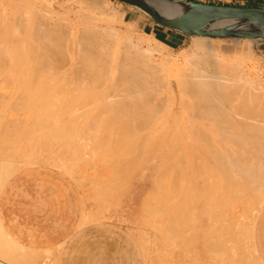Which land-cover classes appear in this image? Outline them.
Listing matches in <instances>:
<instances>
[{
	"label": "bare ground",
	"instance_id": "bare-ground-1",
	"mask_svg": "<svg viewBox=\"0 0 264 264\" xmlns=\"http://www.w3.org/2000/svg\"><path fill=\"white\" fill-rule=\"evenodd\" d=\"M3 1L7 2L6 0H3ZM148 1L154 7H156L158 10H160L165 16H172V15L180 14L184 10L191 7V5L189 3L182 2V1L181 2L171 1V0H148ZM8 2L6 4H8ZM13 2H11V4ZM33 2H34V0L33 1H31V0H16L15 3L17 5H14L15 3L12 4V6H13V8H15V10L19 7H22V6L17 7L18 5H23V4L28 5L29 9L27 10L26 15L24 17H21L24 15V13H23V15H21V12H24V11H21V12H19L20 16L15 15V17H14V15H13V19L15 18L14 22H13V20L10 21L8 19L10 22H13V25H12V23H11V25H9L11 27H8L5 25L3 27L0 26V31H1L0 34H2V32H3V34L4 33L7 34L8 30H11L10 36L13 34L11 36V38H9L10 40H8V41H5L2 38L3 36L5 38V34L0 38V71H1V68L3 69V71H2L3 74L1 73L2 78H0V80L2 79L4 81L5 76L11 72L12 73L10 76H12L14 79L16 77L15 71H16V73L19 72L18 74H20L21 72L25 73V71H29V73L32 72L31 75H34L33 77L29 75V78L30 79L32 78L31 79L32 82H30V79L28 78L30 86L22 87V84H24L23 82L25 80V78H23V77H25V76L28 77V75H26V73H25V76H24V75H21L22 74L21 73L20 75H21V77L23 76L22 77L23 82L21 85H19V86H21V88H20L19 86H17L18 83L14 82V81L18 80V82H20L21 77L19 78V75L17 74V79L15 78V80H13L8 75L6 78L9 77V80L11 79L10 82L11 81L14 82V83L12 82L11 84L12 85L14 84L17 86V89H16L17 91L15 90L16 87L14 85L13 86L15 88L11 87V85L9 84V88H6L5 89L6 91L3 90L4 92H2V93H4V96H2L1 92H0V97L1 96L6 97V101H8V100L9 101L10 100L11 101L12 100L17 101L18 100V102L21 101L20 103H23L22 101L25 100V97L26 96L28 97L32 93V92H30V89L36 87V85L39 86V83L41 84V81L43 78L41 73H43L44 70H45V72L47 71L46 72L47 76H48V74H51L56 79V80L54 78L51 79V76L49 75L50 80H52V81L55 80L52 84H54L57 81V79L62 81V82L59 81L56 83L58 85V91L60 90V86L58 83H60V84L62 83V85H63V88L61 87L62 92H58L57 90H55V91H57L60 94L63 93L62 98H64V99H65V97L69 98V99H70V97H74L73 99H75L77 101L76 103H79V105H80V108H79V109H81L80 113H78V111H79L78 110L77 113L79 115L77 116V113H76L74 115V117L72 116L73 119L71 117H69L68 108H65V110L66 109L68 110L67 111L68 113L66 111H64V112H66L65 115L68 114L67 116L69 118H71L72 120H74L77 127L80 126V128L82 130V132L80 130V132L82 133V136L76 140L77 141L76 144H75V142L73 144L74 145H80L81 143L82 144L87 143V147H89V148H90L89 144H92V145H95L98 147H100L99 145L103 146V144H107L108 146L111 145V147H116V149L118 148L119 149L118 153H116V155H114V153L112 154L113 157L115 156V158L112 159V156H111V159L115 162V166L117 168L116 170H118V172L120 171L119 172L120 175L121 174L123 175L125 172V169L128 170V168H130L132 166L131 169H129V171L131 172V170H133L134 172L132 171L133 173H130V172H127V173H128V175H130L129 177H131L132 179H134L137 182L131 181L132 184L134 183L133 185L131 183L129 185V182L126 183L127 184V192H125V193L131 194L130 196L132 197V199H134V198L140 199L146 193H154L155 190L152 188V186L154 187L156 184H158V186L160 188L159 183H155L158 180V177L162 178L161 175H165L164 173H166L167 170H171L172 176H170V179L173 181V182L171 181L173 183V185L171 187L172 190H164L163 188H161V190L159 189V191H156V192H158V194L163 193L162 195L165 196V199H166V196L173 195V193L178 194V195L183 193L182 197L185 196L183 198H186V199H188L190 197L187 198L186 196H188V194L184 195V193H189V194L193 193L194 195L196 193V196L198 197L199 203L201 200L199 196H201L202 193H211V194L214 193V196L216 195V200L218 198V201H217L218 203L214 200H213V202L214 203L216 202L217 204H219V209H217V211H216L218 213H215V216H214L215 221L214 222L212 221L214 224L213 227L216 229L218 228V226H222L220 224H225V223L228 224V222H230L232 217H233L230 214H232V212L233 213L236 212L237 209L239 211L241 204L246 202V206L251 205V203L248 202L249 197L248 196H246L248 198L243 197V191H245L244 195L246 194V192H248L250 194L253 193V195L252 194L251 195L253 196V198L255 197L256 201H253V207L252 206L250 207L251 210L249 211V214H247V215H249L247 218V224H249V227H250V225L252 223H254V217H255L254 215L256 214L255 212L257 211L256 209H258V206L260 207L261 205L264 204V108L262 107L264 105H261L262 102L259 103V105H261V108L260 107L258 108L257 106H259V105H256L258 103L257 102L258 100H260V101H262V99L264 100V91H263L264 89H263L262 85L258 86L260 83L259 84L257 83L256 85H255V83L253 84L254 80L252 79L253 77H251L249 75V73H248L249 71L248 72L246 71L248 73V74H246L244 71L241 70V67H240V70H238L239 66H235L234 65L235 63L233 64V63H229L230 61L229 62L226 61V57H227L226 55H229V57H230L233 52H229V53H231V55L227 52L226 53L223 52L222 54H218L219 52L221 53V50H219V45L217 44L218 42H216V40L220 39V38L219 37H208V36H202V35H192L191 37H193L194 43L189 47L188 50H185L183 52V54L176 57V56H174V53L171 52V53H169V56H165L164 51H163L165 48V45L162 44V42H157V39L151 35H150V37L148 36L149 38L146 37L145 38L146 40L144 38H141L140 35H137L135 38V32L133 31L134 27L133 28L130 27L131 24H129V26H128L129 28L124 30V31L121 28H116L114 26H111V27H103L101 25H95L94 26V22H93V26L90 25L92 23L87 22L90 25V26H88V24L85 23L86 21H88L87 15L84 17L83 16L79 17V15H78L77 18L82 17V20L81 19L76 20L77 18H75L74 20L75 21H81L82 23H84V24H82L80 22L82 24V27L84 26V28L77 27L78 22L76 24L74 23L73 25L70 26L68 22H72L73 19H72V21L68 20V17H69L68 16L66 20H67L68 25L70 26L69 27L64 22L66 16L59 14V13H63V12L56 13V11H54L53 7L51 5H49L48 8L44 6V10H47L46 12L49 11L52 14L51 13L47 14L45 11H43V9L40 12H44V13H40L37 8H39V9H41V8L40 7L36 8V5ZM46 2H47V0H46ZM2 5H4V4H2ZM38 5H41V4H37V6ZM46 5H47V3H46ZM2 7H4V6H2ZM4 8H6V6ZM24 8H26V7L24 6ZM20 9L21 8H19L17 10H20ZM7 12L5 10V14ZM14 12H16V11H14ZM14 12H12V13H14ZM53 12H55L54 15L58 14L57 18L53 17ZM9 15H11V14H9ZM59 15H61V17ZM64 15H66V14H64ZM0 16L2 17V15H0ZM62 16L64 17V19H63L64 21H62V22H64V24H66L67 26L61 25L60 19H62ZM9 17H12V15ZM7 18H8V16H7ZM58 18H60V19H58ZM88 18H89V15H88ZM57 19H58V21H57ZM92 19L93 18H91L89 20L92 21ZM0 20L2 21L3 17L0 18ZM59 20H60V22H59ZM55 21H57V22H55ZM75 21H73V22H75ZM85 24H87V26ZM0 25H2V23ZM74 25H76V28L74 27ZM212 26L213 27L233 26L236 28H245V29H249V30L264 31V30H261L259 28L260 25L258 23H255L252 20L220 21V22H218ZM101 30H103V31L101 32ZM235 39H239V38H235ZM242 39L247 40L248 43H250V41H252V40H256V39H251V38H242ZM1 40L2 41L4 40V41L2 42ZM153 41H154V43H153ZM121 44L124 45V48H122ZM248 45H251V44H248ZM161 47L163 49H160ZM15 55H17L19 58L15 61H12L13 58L16 59L15 57H17V56H15ZM12 56H13V58H11ZM235 57H237V56H235ZM240 62H239V64L244 63L243 61H242V63H240ZM236 64H238V63H236ZM4 69L6 71H4ZM238 71H241V72H238ZM4 72L5 73L7 72V74L5 75ZM46 73H44V74H46ZM1 74H0V76H1ZM39 75H41L42 78H40ZM36 76H37V78H36ZM45 76H44L45 80L46 79L48 80V77L46 78ZM18 78L20 79V81ZM47 80H46V82H47ZM50 80H49V82H50ZM6 81H8V80L6 79ZM27 82L25 85H28ZM46 82H45V84H46L45 89L46 88L49 89V85L47 87V84L49 82H47V83ZM7 83L8 82H6V84ZM42 86L43 85H41L39 87L41 88ZM53 86L52 87L50 86V88L53 89ZM6 87H8V85H6ZM45 89L39 90V91L42 90L43 93L46 92V94H44V96L39 95L38 96L39 98L37 96H36V98H34V96L31 97L32 95L29 96L30 99L34 98V100L37 99L35 101L39 102L38 103L39 105L37 106L36 105L37 103L35 101H33V103L34 102L36 103V104L32 105V108L34 106L33 110H35L36 106L38 109H39V107L40 108L42 107L40 103H43V101L40 102L41 101L40 97H41V99L43 97H45L44 98L45 100H46V98H47V100L50 99V96H48L49 98L47 97L48 91H46ZM33 90L34 89H32V91ZM35 90L38 91V87ZM37 91L35 92V93H37V95L42 93V92H37ZM49 92L51 94L52 90L50 89ZM57 92H56V94H57ZM60 94H58L59 98L56 95V98H55L56 100L52 99V98H51V100H53V101L49 100L50 102H47V100H46V103H49V104L53 102V105L52 104L50 105V106H53L52 109L50 108L51 111L53 109L55 110L54 101H57L55 103V104H57L59 102L58 99H61ZM51 96H53V98H54L55 95L53 94ZM7 98H9V99L7 100ZM27 99L29 101V98H27ZM71 99L69 100L70 103L72 101H75V100H73V99L71 100ZM9 101H8V104L11 102V101L10 102ZM61 101H64V100L61 99ZM65 101L67 102V100H65ZM253 101L257 102L255 104L256 106L253 105V103H255ZM18 102L17 103L14 102L15 103L14 104L12 101L11 104L13 103L14 106L15 105L20 106L21 104L18 105ZM4 103H5V99H4ZM26 103H28V105L26 104V106L23 104L24 107H26V108L28 106L30 107V105L33 104V103H31L29 105V102H26ZM44 103H43V106L45 105ZM59 103H58V106L61 104V103L60 104ZM70 103L68 102V106ZM74 103L72 102V105ZM8 104L6 103V105H4V109H3V107L1 108V104H0V108L2 109V110H0V146L3 147L2 146V142H4L3 140L4 139L7 140V138L5 137L6 132H10V134H11V132H13V133L15 132L14 133L15 135L18 134L17 136H20L19 134L22 133L21 135H23V133H25V131H28L32 135L30 134L31 136H29L28 133H26L28 135H24V137H26V136L29 137V138L27 137L28 141H25V142H28L27 144H25L23 141H20L21 136H20V138L16 137V139H15V137H13L16 140V142H17V138L20 139V140H18L19 141L18 143H15V140H13V138L11 137V139H9V141L11 140V142H12V140H13L14 144L11 145L10 144L11 142L9 143V142L5 141L6 143H9L12 146L11 149L10 150L8 149L9 144H7L8 150H3L2 148L0 149V152H1L0 158H5L7 156H10V153H11V155L13 153L12 158L10 156L11 159H9V161H6V160L4 161V160L0 159L2 161L1 162L2 166H1V170H0V179H1L0 182H2V186H0L1 189L3 188L5 183L7 182L6 180L9 178V176H11V175L13 176L17 173H20V174L23 173V172H20L22 169V165L28 166L26 163L22 164L24 161L22 163L20 162L22 164L21 166H19V164H18L19 161H17V165H16L12 161L13 158H14V160H16L17 158H21V159L23 158L22 160H30V161H34V162H39L40 160L42 162V160H46L43 157H41V159H40L39 158L40 156L36 155L37 152H33V153H35L36 156H38L36 158L33 157L34 154L31 155L30 152H27L28 148H29L28 147L29 144H30L29 145L30 147L32 146L31 144H37L39 142H41L39 145H42V144L44 145L43 142H45V144H46L48 139L50 137H52V135H53L54 138L53 139L50 138V139H52V142H51V144H50V142L48 143V145H47L48 148L44 145L46 147L45 149H48V152H49V155L47 153L45 155L47 157L48 156L51 157L53 160L62 161L64 159V158L62 159V157L64 155L62 156L63 150L61 152L62 147H60V145L64 140L63 137H68L70 135L69 133H71V132H72L71 133V136H72L74 131H76L75 128L72 131V129H71L72 125L70 126L64 119L63 120L65 122H63V123H65V124H63V125L59 124V122L62 120L60 118L61 114H60L59 118L57 117L58 119H61L58 122L59 125L56 123L53 125L50 123L52 121H54L55 119H51V117L49 115L46 116L44 114V112L42 113V111H44L45 109L42 110L41 113L36 112L37 114L35 115V114H32L33 112H31L32 111L31 107L30 108L28 107L29 109L24 108L25 110L23 111V113H25V114H19V116H16V115L14 116V114H11V113H13L11 109L16 108V107H14L13 105L8 106ZM11 104H9V105H11ZM6 106H8L11 111L7 108L5 109ZM64 107L65 106H63V108ZM69 107H70L69 109H74V108H71V107H73L71 105ZM76 107H77V104H76ZM44 108H46V107H44ZM18 109H20V108H18ZM20 110H18V111H20ZM22 110H23V108H22ZM50 110H49V112H51ZM59 110H61V109L59 108ZM74 110H76V108ZM45 112H47V111L45 110ZM49 112L46 114H50ZM58 112H63V110L58 111ZM72 112H73L72 114L70 112L71 115H73L75 113V111H72ZM14 113H15V111H14ZM55 114H53V115H55ZM57 114H59V113H57ZM65 115H63L64 118H65ZM68 117L66 118L67 120H69ZM48 118L51 119V122L50 121L48 122ZM55 118H56V116H55ZM74 126H75V124L73 125V127ZM69 129L71 132L68 131ZM63 133H67V135L66 134L62 135ZM14 134L10 135V136H14ZM7 135L9 137L8 133H7ZM79 135H81V134H79ZM67 139L70 140V137H68ZM43 140H46V141H43ZM70 141H72V140H70ZM78 142L80 144H77ZM15 144H17V145H15ZM69 144L72 145V142ZM3 145H5V144L3 143ZM24 145L27 146L28 148H27V150L23 149L24 150L23 151L21 148L25 147ZM33 146H35V145H33ZM41 147H43V146H41ZM35 148H37V147H35ZM72 149H73V147H72ZM72 149H70V150L72 151ZM103 149H105V148H103ZM94 150H95V148H94ZM97 150H98V148H97ZM108 150L111 151L112 149L111 150L108 149ZM64 151L68 152V150L67 151L64 150ZM31 152H32V150H31ZM85 152H86V150H85ZM105 152H103V153L105 154ZM5 153H7V154L5 155ZM69 153H71V152H69ZM80 153H81V151H80ZM72 156H70V157H72ZM74 157H75V155H74ZM53 160H51V161L53 162ZM65 160H67V159H65ZM56 161H54V162H56ZM25 162H28L30 164L29 161H25ZM135 162H136L137 166H138V164L142 163V164H140V170L138 169L139 166L136 168V165L133 164ZM45 163H47V162H45ZM56 163H58V162H56ZM50 164H52V163H50ZM94 165H95V163H94ZM59 166H61V165L59 164ZM135 168H136V170H134ZM137 169H138V171H137ZM61 171L63 172V170H61ZM115 172H117V171H115ZM168 174H170V172ZM116 175L118 177V173ZM128 175H126V176H128ZM86 176H87V174H86ZM168 177H169V175H168ZM118 178L121 179L120 177H118ZM131 178H130V180H131ZM161 178H159V179H161ZM119 179H118V181H119ZM123 180H125V179H123ZM153 181H155V182H153ZM166 181H168V180H166ZM162 182H164V180ZM162 182H161V184L163 185L164 183H162ZM153 183L155 185H153ZM111 185L113 186V184H111ZM111 185H108L109 187H104V188H108L111 190V187H112ZM128 185H129V187L130 186H132V187L129 188ZM162 185H161V187H163ZM118 186H119V184H118ZM166 186H167V184H166ZM99 187H101V186H99ZM99 187L96 188V191ZM102 188L103 187H101L100 190H98V193L100 191H102L101 190ZM108 189L104 190V193L102 191L101 193H99V195L95 191L97 193V196H95L96 194H95V192H93L95 194V195L93 194L95 196V198L96 197H98V198L96 200L94 199L96 202H90V203H92V205L88 204L89 202L85 203V204H88L87 207L90 205L92 208L88 211V209H86V206H85V210H84V211H87V213H89V215L91 217H93V216L97 217V214H98V212L100 213V210H102L101 215L104 216L103 215L104 214L103 209L107 210L108 209L107 205H110L109 204L110 198L114 199V196H113L114 192L109 193ZM156 189H158V187ZM166 189H168V188H166ZM105 192H107V193H105ZM204 195H206V194H204ZM246 195H248V194H246ZM151 196L153 197V195H151ZM160 196H161V194H160ZM126 197H128V195ZM159 197L157 199H161ZM170 197H172V196H170ZM173 197H175V196H173ZM191 197L197 198L193 195ZM210 197H213V196H210ZM120 198H121V196H120ZM162 198H164V197H162ZM193 198H191V199H193ZM204 198H206V197H203V199ZM241 198L243 199L242 200L243 202L239 203L238 200L239 199L241 200ZM82 199H80V200H82V202H84L85 199L84 198H82ZM191 199H189L190 200L189 203H191V201H192ZM213 199H215V198H213ZM161 200H164V199H161ZM244 200H245V202H244ZM193 201H195L194 203H198L197 199H193ZM193 201L191 204H189L191 211L193 210L192 213L194 212V208H192V207L196 206L193 204ZM204 201H205V199H204ZM235 201H237L236 203H239V206L237 205V207H239V208H237V207H236V209L233 208L236 206L234 204ZM148 202H150V201H148ZM177 202H181L179 198H178ZM93 203H96L95 209L93 208V205H94ZM114 203H115V201H114ZM154 203H156V202H154ZM166 203L167 202H165V204ZM207 203H209V202H207ZM207 203H205V204L203 202L201 203L202 204L201 211L203 209V206L205 205L204 207H206L205 210L207 212V209L209 208V207L207 208V206L209 204L206 206ZM220 203H221V205H220ZM143 204H144V202H143ZM173 204H175V203H173ZM192 204L194 206H192ZM80 205H81V209H82V207L84 205L83 206H82V204H80ZM177 205H180V207H181V204H177ZM177 205L175 207H177ZM244 205H242V206H244ZM147 206H149V205H147ZM160 206H161L163 211L168 207L167 206L165 208V205H163L164 206V209H163V206L162 205H160ZM155 207H157L156 204L153 206V208H151V207L150 208L154 209V211H155ZM180 207L178 206L177 209H175V210L177 211L178 208H180ZM214 207L212 209H214ZM144 208H145V206H144ZM185 208L187 209V206H185ZM216 208H218V207H216ZM169 209L170 208L166 209V210H168V212H166V211H164V212L167 213L168 216H170L167 219L168 224H170V221L172 224V220H174L172 218H175V217H172L171 214L173 216H175L174 215L175 211L173 209H171L174 212L172 211L173 213L172 212L169 213V211H171ZM187 210H185V211L187 212ZM205 210L203 209V211H202L203 214H204ZM209 210H211V209L209 208ZM209 210H208V213H209ZM231 210H235V211H231ZM163 211H161V213ZM181 211L182 210H180L179 213H181ZM189 211H190V209H189ZM198 211H200V210H198ZM142 212H144V211H142ZM150 213L147 216L150 217ZM158 213H160V211ZM185 214H188V212ZM209 214H211V213H209ZM212 214H214L213 211H212ZM162 215H163V213H162ZM192 215H193V217H195V219H197L199 217V214H198V216H194V214H192ZM85 216H87V214ZM165 216H167V215H165ZM205 216H208V215L206 214ZM209 216H211V215H209ZM160 217L162 218V216H160ZM182 217H185V216L183 215ZM186 217L189 218V216H186ZM237 217H235V218H237ZM82 218H83V216H82ZM97 218H95V219H97ZM176 218L174 220L175 222L177 221ZM178 218H180V217L178 216ZM211 218H213V216ZM229 218H231V219L228 220ZM78 219H80V218H78ZM165 219L166 218L164 217V220ZM170 219H172V220H170ZM195 219L192 218V220H191L192 223L193 222L194 223L202 222V224L201 223L200 224L196 223V224H199L200 226L202 225V232L204 231V233H202V234H205V235H203V237L206 236V234H209L210 232L212 233L213 231L214 232L216 231V230L209 231V229H210L209 227L212 226L211 224H209V226H207L208 225L207 224L206 229H205L204 224H203V223H205V221L203 220L204 218L203 219L201 218L200 220H199V218L197 220H195ZM179 220L177 221L178 223L180 222ZM186 220H187V218H186ZM209 220H210V217H209ZM232 220H234V219H232ZM237 220H239V219H237ZM241 220H239V221H241ZM160 221L161 220H159L158 222H160ZM177 222L175 225L172 224V226H171V228H173L174 230H179L178 228L175 229L176 225L178 224ZM182 222L184 223V221H182ZM232 222H230V223H232ZM235 222H236V219L233 223H235ZM164 223H165V221H164ZM159 224L161 225V222ZM163 224H162V226H163ZM180 224H181V222L179 223V226H180ZM196 224L190 223L191 226L186 225L187 227L188 226L190 227V230L188 229V232L189 231L191 232V230L193 229V231L191 232L193 234H191L190 237L194 235L196 238L201 233L198 230H196V228L199 226V225L196 226ZM215 224H217V225H215ZM237 224H238V222H237ZM239 224H240V222H239ZM193 225L195 226L194 228H193ZM238 225H237V227H240ZM186 226H183L182 228L180 227L181 231L183 233H185V235L180 234V235H182V238L183 237L185 238L186 234L188 233V232H186L187 231ZM224 226L225 225H223L221 228H223ZM2 227L3 226H1V228H0V235L2 234L1 236L5 238L9 235H6L7 233H4V230ZM165 227H167L166 224H165ZM168 227H167V229L165 228V230H164L165 233L168 230H169V233H170V231L171 232L173 231V229H171L170 227L168 228ZM213 227H211V229H213ZM231 227H233V225ZM162 228L161 229L159 228V229L163 230ZM183 228H186V231L184 230L185 232L183 231ZM203 228L206 231L203 230ZM233 229H235V228H233ZM218 230H219V228H218ZM222 230H223L222 234H224V229H222ZM181 231L180 232L178 231V232L181 233ZM225 231H226V229H225ZM190 232H189V234H190ZM172 233L175 234L174 231ZM172 233H170V234H172ZM176 233H177V231H176ZM179 233H177L178 237L180 236ZM233 233H235L234 230H233ZM170 234L166 233L165 235L169 237V236H171ZM189 234H187V237ZM213 234H214L213 237H211L212 234H209L210 237L208 235L206 237H209L213 240L216 239V240L211 241V239L208 240L206 237H204L206 240H205V242L203 241L204 242L203 244L204 245L207 244L206 246H208V247L210 246L211 248L213 246L217 248V246L215 245L216 242L218 241V239L220 241H222L221 239L224 238V236L222 238H220V236H219V238H218L217 236L219 235V233L218 234L216 233L217 235L215 233H213ZM160 235H162V234H160ZM226 235H228V233H226L225 236ZM235 235H233V236H235ZM175 236H173V237L171 236L170 239L171 238L174 239ZM177 236H176V238H178ZM227 237H225L226 239H223L226 243H224L223 241L220 243V241H219V245H220V247L222 245V248H220V249L225 248V249L229 250V252H230L234 249V248L232 249L231 247L232 246L235 247L236 244H235V242H233V243H231L232 246L227 248V246H228L227 243H229L227 241V239H228ZM238 237L239 236H237L236 240H238ZM231 238H232V236H231ZM234 238H236V236ZM5 239H8V237ZM175 239L172 240V242H174ZM187 239L188 238H186L185 241H187ZM191 239H193V237H191ZM2 240L0 239V241H2ZM11 240H12V238H11ZM240 240H241V238H240ZM7 241H9V240H7ZM190 241L192 242L193 245H196L198 243V242H194V240H190ZM196 241H197V238H196ZM6 242H1V244L4 243V245L5 244L7 245V243H9L8 244L9 246L11 244H13V243L10 244V242H7V243ZM12 242H13V240H12ZM178 242H179V240H178ZM178 242H176V244H179L181 241L179 243ZM193 242L196 244H194ZM17 243L15 246L20 244V243L19 244H17ZM168 243H170V241H168ZM182 243H183V241H182ZM201 243H202V241H201ZM237 243H239V242H237ZM173 244H175V243H173ZM183 244H179V245H183ZM6 245H5L6 249L7 248L9 249L12 246L11 251H13V252H15L16 249H19V247H17L15 250H13L14 245H11L10 247L9 246L7 247ZM185 245H186V243L184 244V246ZM188 245H189V243H188ZM188 245H186V246H188ZM193 245H192V247H195ZM239 245L240 244H238V246ZM19 246H21V244ZM229 246H230V243H229ZM2 247H4L3 244H2ZM192 247H190V248H192ZM214 247H213V249H210L211 250L210 253H212V254L214 253L213 250L216 249ZM30 248L27 250L28 252H29V250H31V252H32L33 249H30ZM229 248L232 250H230ZM235 248H238V247H235ZM8 249L6 251H1V252L6 253L8 251ZM35 249L33 252L36 256V251L38 248L36 249V251H35ZM45 249H47V248H44V250ZM204 249H206V248H204ZM217 249H219V247ZM217 249H216V251H217ZM220 249L218 250V252L220 251ZM24 250L25 249H23V253L25 252ZM38 250H40V249H38ZM194 250L196 251L197 249L195 248ZM16 251L19 252V250H16ZM191 251H193V250L191 249ZM206 251H209V250L207 249ZM224 251H222V252H224ZM235 251H236V249H235ZM239 251H240V249H239ZM33 252L31 253L32 256H33ZM23 253L21 254V256L23 255ZM38 253H39V251H38ZM44 253H45V251H44ZM175 254H176V252H175ZM179 254H178V256H179ZM194 254H196V252H194ZM25 255H26V252H25ZM165 255H166V253H165ZM229 255L230 254H228V256ZM241 255H242V253H241ZM8 256H9V254H8ZM157 256H158V254H157ZM200 256H201V253H200ZM207 256H208V254H207ZM217 256H221V255L218 254ZM223 256H224V254H223ZM228 256H227V258H228ZM25 257L27 258V256H25ZM179 257H181V256H179ZM187 257H189L188 254H187ZM175 258L177 259V256ZM198 258H200V257H198ZM202 258H204V257H202ZM220 258H222V257H220ZM233 258H234V256H233ZM30 259H32V258L30 257ZM167 259L168 258H166L165 260L167 262H169ZM178 259H180V258H178ZM212 259H213V257H212ZM198 260H200V259H198ZM206 261H208V260H206ZM228 261H230V260H228ZM240 261H242V260L240 259ZM6 262H8V261H6ZM20 262H21V260H20ZM36 262H37V260H36ZM152 262H153V259H152ZM209 262L210 261H208V263ZM1 263H3V262H1ZM160 263H158V264H160ZM163 263L166 264V262H163ZM172 263H174V262H171V264ZM219 263H220V261H219ZM227 263H229V262H227ZM156 264H157V262H156ZM178 264H179V262H178ZM201 264H202V262H201Z\"/></svg>",
	"mask_w": 264,
	"mask_h": 264
},
{
	"label": "rangeland",
	"instance_id": "rangeland-1",
	"mask_svg": "<svg viewBox=\"0 0 264 264\" xmlns=\"http://www.w3.org/2000/svg\"><path fill=\"white\" fill-rule=\"evenodd\" d=\"M7 2H8V4H6L7 2H5V1H3V0H0V11L2 12H0V15H2V17H3V20L1 21L0 20V22L2 23V25H0L1 27H3L4 25L5 26H8V27H11V26H9V25H11V23H12V25H13V22H14V19H13V15H14V17H15V15H17V16H20V13L19 12H21V11H24V12H21V15H23V13H24V15L23 16H21V17H24L25 15H26V12H27V10L29 9V7H28V5H18L17 7H19V6H22V7H19V8H21L20 10H17V9H19V8H17L16 10H15V8H13V6H12V4L13 3H15V1L13 2L12 0L10 1V0H6ZM31 1H33V0H31ZM37 1V2H36ZM34 0V4L36 5V8L37 7H40L41 9H39V8H37L38 9V11L40 12L42 9H43V11H47V10H44V6L45 7H47L48 8V6L49 5H51L52 7H53V9H54V11H56V13H59V12H63V13H59V14H62L63 16H66L65 17V21L63 20L64 19V17L62 16V19H60V18H58V19H60L61 20V22H60V20H59V22L61 23V25H65V26H67L68 25V23H69V25L71 26V25H73L74 23L76 24L77 22V24H78V26L77 27H79V28H84V26L82 27V24H84V23H82L81 21H75L74 19L75 18H77L78 17V15H79V17L80 16H86L87 15V20L88 21H86L85 23H92V24H90L91 26H93V22H94V26L95 25H101V26H103V27H111V26H114V27H116V28H121L123 31L124 30H126V29H128L129 27V24H131L130 25V27H134L133 29V31L135 32V38H136V36L137 35H140L141 36V38H149L150 37V35L151 36H153L154 38H156L157 39V42H162V44H164L165 45V48H164V54H165V56H169V53H171V52H173L174 53V56H179V55H181V54H183V52L185 51V50H188L189 49V47L194 43L193 41H194V39H193V37H191L192 35H190V34H187V33H183V32H179V31H176V30H173V29H169V28H166V27H163V26H161V25H159V24H157V23H155L150 17H149V15H147L145 12H143V11H141L140 9H138L137 7H134V6H132V5H129V4H127V3H124V2H121V1H118V0H47V2H46V0ZM11 2H13L12 4H11ZM45 2V3H44ZM41 4V5H38L37 6V4ZM46 3H47V5H46ZM2 4H4V5H2ZM11 4V5H10ZM108 4V5H107ZM14 5H17L16 3L14 4ZM2 6H6V8H4V7H2ZM24 6L26 7V8H24ZM253 6L254 7H261V8H264V2H259V3H257V4H253ZM16 7V6H15ZM2 8V9H1ZM4 8V9H3ZM13 10H12V9ZM10 9V10H9ZM46 9V8H45ZM52 9V10H53ZM5 10H6V14H5ZM12 10V11H11ZM14 11H16V12H14ZM12 12H14V13H12ZM83 14H82V13ZM17 13V14H16ZM40 13H44V12H40ZM47 14L48 13H51V12H46ZM9 14H11L12 15V17H9V16H11V15H9ZM52 14V13H51ZM55 14V12H53V17L55 18H57V16H58V14L57 15H54ZM64 14H66V15H64ZM68 14V15H67ZM77 14V15H76ZM123 14V15H122ZM88 15H89V18H88ZM7 16H8V18H7ZM60 17H61V15H59ZM70 18H69V17ZM1 16H0V18H2ZM67 17H68V20H70V21H72V19H73V21H75V22H68L67 23ZM97 17V18H96ZM91 18H93L92 19V21L91 20H89V19H91ZM99 18V19H98ZM10 21H12L13 20V22H10ZM58 19H57V21H58ZM78 19H81L82 20V17L81 18H77L76 20H78ZM85 19V18H84ZM7 20V21H6ZM96 20V21H95ZM57 21H55V22H57ZM62 21H64L66 24H64V22H62ZM84 21V20H83ZM90 21V22H89ZM4 22V23H3ZM82 24H81V23ZM0 23V24H1ZM87 23V24H88ZM121 23V24H120ZM7 24V25H6ZM87 24H85L86 26H87ZM68 25V26H69ZM81 25V26H80ZM89 24H88V26H90ZM110 25V26H109ZM116 25V26H115ZM120 25V26H119ZM133 25V26H132ZM69 26V27H70ZM74 27L76 28V25H74ZM121 30V31H122ZM100 31V30H99ZM103 30H101V32H102ZM10 32V33H9ZM13 32V31H12ZM16 32V31H15ZM14 32V33H15ZM18 32V31H17ZM0 33H1V31H0ZM104 33V32H103ZM5 34V38H4V35ZM3 34V32H2V34H0V38L2 37L5 41H8V40H10L9 38H11V36L13 35H11L10 36V34H11V30H8V32H7V34L6 33H4ZM139 36V37H140ZM149 36V37H148ZM7 39V40H6ZM3 40V41H4ZM146 40V39H145ZM2 41V40H1ZM2 41V42H3ZM125 41V40H124ZM123 41V42H124ZM216 42H218L217 44L219 45V50H221V53L219 52L218 54H222L223 52H227V53H229V52H233L232 53V55H231V53H229L231 56L229 57V55H226L227 57H226V61L227 62H229V63H235L234 65L235 66H239L238 67V70H240V67H241V70L242 71H244L246 74H248L249 73V75L251 76V77H253L252 79L254 80L253 81V84L255 83V85L258 83H260L258 86H261L262 85V87H263V89H264V40H252V41H250V43H248L247 42V40H244V39H242V38H239V39H235V38H220V39H217L216 40ZM247 42V43H246ZM122 43V42H121ZM153 43H154V41H153ZM161 44V43H160ZM248 44H251V45H248ZM121 46H122V48H124V45L123 44H121ZM160 49H163L162 47L160 48ZM250 49V50H249ZM169 51V52H168ZM240 53V54H239ZM250 53V54H249ZM168 54V55H167ZM15 56H17V55H15ZM235 56H237V57H235ZM239 56V57H238ZM241 57V58H240ZM11 58H13V56L11 57ZM16 59H14L13 58V60L12 61H15V60H17L19 57L17 56V57H15ZM234 59V60H233ZM242 59V60H241ZM232 61V62H231ZM236 61V62H235ZM241 61V62H240ZM242 61L244 62V63H242ZM239 62L240 63H242V64H239ZM236 63H238V64H236ZM242 65V66H241ZM3 69L1 68V71H0V74L2 73L3 74ZM4 71H6L5 69H4ZM248 73H247V72ZM24 72V71H23ZM47 72V71H46ZM45 72V70L43 71V73H41L42 74V76H43V78H42V76L41 75H39L40 76V78H42V81H41V84L39 83V86H41V85H43L41 88L39 87V86H37L36 85V87H34V88H32V89H34L33 91H32V89H30V92H36L37 90H35V89H37V87H38V91L37 92H42V93H40V94H38L37 95V93H31L29 96H31V97H33L34 96V98H36V96L38 97L39 95L40 96H44V94H46V92H44L43 93V91L41 90V91H39L40 89H45V82H46V80H45V78H44V76L47 78L48 77V80H47V82H49V80H50V78H49V75L51 76V79H53L54 77L51 75V74H48V76H47V73ZM238 72H241V71H238ZM5 73V72H4ZM12 73V72H11ZM11 73H9V74H7V72L5 73V78L9 75V77H11L12 79H13V77L12 76H10L11 75ZM19 73V72H18ZM18 73H16V71H15V75H16V79H17V74ZM22 73V72H21ZM20 73V74H21ZM25 73H26V75H28V77L27 76H25ZM25 73H22L21 75H24L25 77H23V78H25V80H24V82H23V78L21 77V75L20 74H18L19 75V78L21 77V81H20V79H19V81L21 82H18V80H16V81H14V82H17L18 83V85L17 86H19V85H21L22 84V82L24 83V84H22V87H27V86H30V84H29V80H28V78H29V75L30 76H34V75H31L32 74V72H30L29 73V71H25ZM44 73H46V74H44ZM49 73V72H48ZM2 74H1V76H0V78H2ZM14 74V73H13ZM12 74V75H13ZM258 74V75H257ZM258 76V77H257ZM9 77L8 78H6L8 81H6V79L4 78V81L1 79L0 80V92H1V95L2 96H4V93H2V92H4V91H6L5 89L6 88H9V84L11 85V87H14L15 88V90L17 89V86L16 85H12L11 83L13 82V81H11L10 82V80H9ZM15 78L13 79V80H15ZM27 78V79H26ZM36 78H37V76H36ZM30 79V78H29ZM32 79V78H31ZM30 79V82H32V80ZM55 79V78H54ZM258 79V80H257ZM44 80V81H43ZM56 80V79H55ZM55 80H50V82L47 84V87H48V85H49V89L48 88H46L45 90L46 91H48V93H47V97L48 96H50V101H53V100H51V98L52 99H55L56 98V95H57V97L59 98V95L58 94H60V93H58V92H62V88H63V85H62V83L60 84V83H58L59 84V86H60V90L58 91V85L56 84L57 82H59V81H61V80H59V79H57V81L54 83V84H52ZM256 80V81H255ZM28 83V85H25L26 84V82ZM52 81V82H51ZM4 82V83H3ZM6 82H8L7 84H6ZM13 82V83H14ZM43 82V83H42ZM46 82V83H47ZM62 82V81H61ZM16 83V84H17ZM37 84V83H36ZM51 84V85H50ZM6 85H8V87H6ZM25 85V86H24ZM54 85V86H53ZM57 85V86H56ZM62 85V86H61ZM34 86V85H33ZM50 86L52 87L53 86V89L52 88H50ZM20 88H21V86H19ZM18 87V88H19ZM62 87V88H61ZM261 87V88H262ZM57 88V89H56ZM24 89V88H23ZM52 90V93L50 94V92H49V90ZM4 90V91H3ZM55 90H57V91H55ZM17 91V90H16ZM264 91V90H263ZM56 92H57V94H56ZM55 95L54 96V98H53V96H51V95ZM61 96H60V98L62 99V100H64V101H61V99H58V101L61 103H59L60 105L58 106V103L57 104H55L57 101H54V106H55V110L53 111H51L50 110V108L52 109V107L53 106H50L51 104L53 105V102L52 103H46V100H47V98H46V100L44 99L45 97H43L42 99H41V97H40V102H42L43 101V103L45 104L44 106H43V103H40L41 104V108L39 107V109L37 108V106L39 105L38 103L39 102H37V101H35V100H37V99H35L34 100V98H32V99H30V97L28 96H26L25 97V100L27 99V98H29V101H28V99L25 101H22L23 103H20L21 101H19L18 102V100L16 101V100H12L13 101V103L15 102V103H17L18 102V105L19 104H21L20 106H17V105H13V103L11 104V102L8 100L9 98H7V100L10 102L9 104H11V105H9L8 104V101H6V97H0V104H1V108L3 107V109H4V105H6V103L8 104V106H14V107H16V108H13V109H11L12 110V112L13 113H11V114H14V116L16 115V116H19V114H25V113H23V111L25 110V109H29L30 107H31V109H32V111L31 112H33L32 114H37L38 112L39 113H41V111L42 110H46L47 112H45V110L44 111H42V113L44 112V114L47 116V115H49L50 117H51V119H55L54 121H52L51 122V119L50 118H48V122L50 121L51 123L50 124H58V122H59V120H61L60 122L62 123H60L59 122V124L60 125H63V124H65V123H63V122H67L70 126L72 125V127H71V129H72V131L74 130V128L76 129V131H74V133L72 134V136H71V131H70V129L68 130L69 132H71V133H69L70 135L68 136V137H70V140H72V141H70L69 139H67L68 137H63V139L65 140H63V142L61 143V145H60V147H62L61 148V152H62V150H63V152H62V161H56V160H53L51 157H47L45 154L47 153L48 155H49V152H48V149H45L46 147H47V145H48V143L50 142V144H51V142H52V139L54 138L53 137V135H52V137H50V138H52V139H48V141L46 142V144H45V142H43L44 143V145L46 146H44L43 144L42 145H39L41 142H39V143H37V144H31L32 146L33 145H35V146H29L28 145V147L27 146H25V147H23V148H21L22 150L24 149V150H27V148H28V151L27 152H30V154L31 155H33L34 154V156L33 157H38V156H40L39 158L41 159V157H43V158H45L46 160H42V162H41V160L39 161V162H34V161H30V160H22L21 158H17L16 160H14V158L12 159V161L17 165V161H19L18 162V164H19V166H21L22 164H24V163H26L28 166H23L22 165V169H21V171L20 172H23V173H30V171H32V170H43V171H45V172H49L52 176H54V177H56V179H58V180H60V181H62V182H64V183H72L73 185H74V187L75 188H77V189H79V191H80V193H83V195H82V198H84L85 200H84V202H83V205H84V207L86 206L87 207V205L88 204H91L92 205V203H90V202H96L95 200L98 198V197H96L95 198V196H97V193H98V190H100V188L101 187H103L101 190L103 191V193H104V190H106V189H108V188H104V187H109L108 185H111V184H113V186L111 187V190L110 189H108L109 190V193L111 192V193H113L114 192V194H113V196H114V199H111L110 198V202H109V204L110 205H107V207H108V209L106 210V209H103V212H104V216H102L101 214H102V210H100V213L98 212V214H97V217L96 216H93L92 217V219L93 220H97V221H100V220H118V221H120V222H123V223H126V224H128V225H132V226H145L146 228H151V229H153V221H154V218H155V216H156V218L158 219V221L160 220V216H162V218H161V222H162V224L164 223V221H165V223L163 224V226L166 224V223H168V221H167V219L170 217V216H168V214L167 213H165L164 211H166V212H168V210H166V209H168V208H170L169 210H171V209H173V210H171V211H169V213L170 212H174V215L175 216H173L172 214H171V216L172 217H177L176 219H177V221L179 220L180 222H181V224H180V226L179 227H181L182 225L183 226H186V224L188 223L189 225H190V223L191 224H196V223H201L202 224V222H196V223H192V218H194L195 219V217H193V215L192 214H194V216H198V214H199V220L202 218H204L203 220L205 221V223H203V224H205V226L207 225V226H209V224H211L212 226L211 227H213L214 226V224H213V222L215 221V218H214V216H215V213H218V212H216L217 211V209H219V204H217L218 202V198H217V200H216V195L214 196V193H202V195L201 196H199L198 194V196L200 197V199L202 200H200V203L198 202V197L196 196V193H195V195L192 193H184V195L186 194H188V196H186L187 198L188 197H190V198H188V199H186V198H183V197H185V196H183L182 197V194L183 193H181V194H174L173 193V195H170V196H172V197H170L169 195L168 196H166V199H165V196L164 195H162L163 193H160L161 194V196H160V194H158V192H156V191H159V189L161 190V188H163L164 190H172V185H173V181L170 179V176H172V171L171 170H167V172L166 173H164L165 175H161L162 176V178L161 177H158V182L156 181H153V182H155V183H159V185H160V188H159V186H158V184H154L153 183V185H155L154 187L152 186V188L155 190L154 191V193H146V194H144L143 196H142V198H138V199H136V198H134V199H132V197L130 196L131 194H129V193H125V192H127V184L126 183H128L129 182V185H130V183H131V181H134V182H137V181H135L134 179H132L131 177H129L130 175H128V173L127 172H130L129 171V169H131V167L130 168H128V170H126L125 169V172H124V174L122 175H120L119 174V172H118V170H116L117 168H116V166H115V162L112 160V159H114L115 158V156L113 157V153H114V155H116V153H118V148L116 149V147H111V145H107V144H103V146L102 145H99L100 147H98V146H95V145H92V144H89V146H90V148L89 147H87V143L86 144H80L79 142L77 143V144H80V145H74L73 143L75 142V144H76V140L78 139V138H80L81 136H82V130H81V128H80V126L79 127H77V125H76V123H75V121L74 120H72L73 119V117H74V115L77 113V111H78V113H80V110L81 109H79L80 108V105H79V103H76L77 101L75 100V99H73L74 97H70V99L72 98L73 100H75V101H72L74 104L72 105V102L70 103V99L69 98H66L65 97V99L64 98H62L63 97V93H61L60 94ZM39 98V97H38ZM49 98V97H48ZM2 99V100H1ZM4 99H5V103H4ZM44 99V100H43ZM71 99V100H72ZM32 100V101H31ZM49 100H47V102H50ZM56 100V99H55ZM65 100H67V102L65 101ZM33 101H35L34 103H33ZM256 101V100H255ZM255 101H253V102H255ZM260 100H258L257 102H255V103H253V105L254 106H256V105H259V103H261L262 102V104L261 105H264V100L262 99V101H260ZM3 102V103H2ZM26 102H29V105L31 104V103H33V104H31L30 105V107L28 108H26V107H24V105L26 106V104L28 105V103H26ZM65 104H64V103ZM68 102L70 103L69 104V106L71 105V106H73V107H71V108H76V110H74V109H69L70 107L68 106ZM14 103V104H15ZM257 103V104H256ZM3 104V105H2ZM24 104V105H23ZM34 104H36L35 106H36V108H35V110H33V108H34V106H33V108H32V105H34ZM47 104V105H46ZM76 104H77V107H76ZM256 104V105H255ZM62 105V106H61ZM261 105H259V106H257L258 108L260 107L261 108ZM8 106H6L5 107V109L7 108V109H9V107ZM22 106V107H21ZM49 106V107H48ZM63 106H65L64 108H63ZM68 106V107H67ZM44 107H46V108H44ZM61 109V110H63V112H58V111H61V110H59V108ZM62 107V108H61ZM263 108H264V106H262ZM0 108V110H2ZM18 108H20V109H18ZM22 108H23V110H22ZM25 108V109H24ZM48 108V109H47ZM65 108H68V110H69V113L67 112L68 110L66 109L65 110ZM10 110V109H9ZM10 110V111H11ZM18 110H20V111H18ZM38 110V111H37ZM49 110L51 111V112H49ZM58 110V111H57ZM14 111H15V113H14ZM64 111H66L68 114H69V117H71V118H69L67 115L68 114H66L65 115V113L66 112H64ZM72 111H75V113L73 114V115H71L73 112ZM22 112V113H21ZM37 112V113H36ZM50 113V114H46V113ZM70 112H71V114H70ZM18 113V114H17ZM56 113V114H55ZM57 113H59V114H57ZM63 113V114H62ZM77 113V116L79 115ZM10 114V113H9ZM53 114H55V115H53ZM60 114H61V116L63 117H61L60 116ZM58 115V116H57ZM63 115H65V118H64V116ZM48 116V117H49ZM55 116H56V118H55ZM59 116H60V118L61 119H58L59 118ZM73 116V117H72ZM54 117V118H53ZM58 117V118H57ZM68 117V119L69 120H67L66 118ZM47 118V117H46ZM45 118V119H46ZM65 121H64V120ZM71 119V120H70ZM57 121V122H56ZM71 122V123H70ZM58 124V125H59ZM75 124V126L73 127V125ZM80 130H81V132H80ZM7 133L9 134V137H8V135H7ZM15 133V132H14ZM13 132H11V134H10V132H6V138H7V140H3L4 142H2V146L4 147H1L0 146V149L2 148L3 150H10L11 149V145L12 144H14L13 142V140H15L16 139V137H18V138H20V136H21V140L20 139H18L17 138V142H16V140H15V143H18L19 141L18 140H20V141H23L25 144H27L28 142H25V141H28L27 140V137L28 136H26V137H24V135H28L29 134V136H31L32 134L31 133H29L28 131H25V133H23V135H21V134H19L20 136H17V135H15ZM26 133H28V134H26ZM14 134V136H10V135H13ZM31 134V135H30ZM64 134H66L67 135V133H63L62 135H64ZM79 134H81V135H79ZM11 137L13 138V137H15V139L13 138V140H12V142H11V140L9 141V139H11ZM23 138V139H22ZM26 138V139H25ZM29 138V137H28ZM72 138V139H71ZM25 139V140H24ZM47 140V139H46ZM46 140H43V141H46ZM50 140V141H49ZM70 142H69V141ZM75 140V141H74ZM11 142L10 144L9 143H6V142ZM54 141V140H53ZM72 142V145H70L69 143H71ZM3 143L5 144V145H3ZM66 145H65V144ZM7 144H9V148L7 147ZM15 145H17V144H15ZM14 145V146H15ZM68 145V146H67ZM85 147H84V146ZM92 145V146H91ZM39 146V147H38ZM41 146H43V147H41ZM50 146V145H49ZM66 146V147H65ZM78 146V147H77ZM35 147H37V148H35ZM65 147V148H64ZM72 147H73V149H72ZM83 147V148H82ZM110 147V148H109ZM8 148V149H7ZM33 148V149H32ZM39 148V149H38ZM48 148V147H47ZM79 148V149H78ZM89 148V149H88ZM94 148H95V150H94ZM97 148H98V150H97ZM103 148H105V149H103ZM36 149V150H35ZM43 151H42V150ZM45 149V150H44ZM70 149H72V151L70 150ZM100 149V150H99ZM108 149H112L111 151H109ZM23 150V151H24ZM31 150H32V152H31ZM35 150V151H34ZM64 150H68V152H65ZM74 150V151H73ZM81 151V153H80V151ZM85 150H86V152H85ZM88 150V151H87ZM117 150V151H116ZM45 151V152H44ZM105 152V154L103 153V152ZM33 152H37L36 153V155H38V156H36L35 155V153H33ZM43 152V153H42ZM69 152H71V153H69ZM75 152V153H74ZM74 153V154H73ZM85 153V154H84ZM92 153V154H91ZM0 154H1V152H0ZM7 153H5V155H6ZM9 154V153H8ZM40 154V155H39ZM45 156H44V155ZM67 154V155H66ZM70 156H72V157H70ZM12 155H13V153H12ZM12 155H11V153H10V156H11V158H12ZM66 155V156H65ZM74 155H75V157H74ZM86 155V156H85ZM100 155V156H99ZM105 155V156H104ZM2 156V155H1ZM10 156H7V157H5V158H0L1 160H6V161H9V159H11L10 158ZM111 156H112V159H111ZM9 157V158H8ZM74 157V158H73ZM88 157V158H87ZM94 157V158H93ZM106 157V158H105ZM42 158V159H43ZM86 158V159H85ZM55 159V158H54ZM65 159H67V160H65ZM106 161H105V160ZM109 159V160H108ZM0 160V170H1V161ZM51 160H53V162L51 161ZM74 160V161H73ZM89 160V161H88ZM98 160V161H97ZM108 160V161H107ZM254 160V159H253ZM24 161V162H23ZM25 161H29L30 162V164L28 163V162H25ZM54 161H56V162H58L61 166H59V164L58 163H56V162H54ZM84 161V162H83ZM22 164H21V163ZM32 162V163H31ZM45 162H47V163H45ZM52 163V164H50V163ZM112 162V163H111ZM114 162V163H113ZM94 163H95V165H94ZM56 164V165H55ZM58 164V165H57ZM109 164V165H108ZM133 164H135L136 165V162L135 163H133ZM132 164V165H133ZM140 164H142V163H140ZM140 164H138V166L136 165V168L138 167V169L140 170ZM69 165V166H68ZM89 165V166H88ZM111 165V166H110ZM134 165V166H135ZM57 166V167H56ZM83 166V167H82ZM96 166V167H95ZM145 166V165H144ZM143 166V167H144ZM82 167V168H81ZM106 167V168H105ZM60 168V169H59ZM114 168V169H113ZM134 168V167H133ZM136 168L134 169V170H136ZM142 168V167H141ZM75 169V170H74ZM92 169V170H91ZM103 171H102V170ZM138 169H137V171H138ZM61 170H63V172L61 171ZM82 171V172H81ZM115 171H117V172H115ZM124 171V170H123ZM122 171V172H123ZM133 170H131V172L130 173H133L132 172ZM92 172V173H91ZM103 172V173H102ZM108 172V173H107ZM170 172V174H168ZM118 173V177H120L121 179H119L118 177H117V174ZM129 173V174H130ZM18 174V173H17ZM17 174H15V175H17ZM86 174H87V176H86ZM15 175H11V176H9V178L6 180L7 182L5 183V185L8 183V181L9 180H11ZM120 175V176H119ZM126 175H128V176H126ZM132 175V174H131ZM168 175H169V177H168ZM90 176V177H89ZM92 176V177H91ZM94 177V178H93ZM97 177V178H96ZM112 177V178H111ZM129 177V178H128ZM88 178V179H87ZM130 178H131V180H130ZM159 178H161V179H159ZM112 179V180H111ZM117 181H116V180ZM118 179H119V181H118ZM123 179H125V180H123ZM86 180V181H85ZM115 182H114V181ZM122 180V181H121ZM128 180V181H127ZM160 180V181H159ZM164 180V182H162ZM166 180H168V181H166ZM0 181H1V179H0ZM105 181V182H104ZM172 181V182H171ZM96 182V183H95ZM161 182L162 183H164L163 185L161 184ZM166 182V183H165ZM119 184V186H118V184ZM172 183V184H171ZM181 183V182H180ZM0 186H2V182H0ZM99 184V185H98ZM116 184V185H115ZM132 184V183H131ZM134 184V183H133ZM132 184V185H133ZM166 184H167V186H166ZM5 185L3 186V188L5 187ZM104 185V186H103ZM106 185V186H105ZM129 185H128V187H129ZM161 185L163 186V187H161ZM171 185V186H170ZM99 187V186H101V187H99L98 189H97V191H96V188L97 187ZM115 186V187H114ZM117 186V187H116ZM166 188H168V189H166ZM130 187H132V186H130ZM129 187V188H130ZM158 187V189H156ZM2 188V189H3ZM126 188V189H125ZM1 188H0V192H1V190H2ZM122 191H121V190ZM124 189V190H123ZM97 193H96V192ZM102 191H100L99 193H101ZM116 191V192H115ZM93 192H95V194L93 193ZM108 192V191H107ZM107 192H105V193H107ZM99 193H98V195H99ZM242 193V192H241ZM244 193H245V191H243V197H245V198H248V202H250L251 203V205L250 206H246V202H245V200H244V202L245 203H243V204H241L240 205V208L239 207H237V205L239 206V203L240 202H243L242 200V198H241V200L239 199H237L238 200V202L239 203H236L237 201H235V207H233L234 209H236V207L237 208H239V211H238V209H237V213H235L234 212V214H233V212H232V214H230V215H232L233 217H237L238 215V217H240V219H242L243 221H247V218H248V216L249 215H247V214H249V211L251 210V206L253 207V201H256L255 200V197L253 198V193H248V192H246V194H248V195H244ZM95 196H94V195ZM119 194V195H118ZM204 194H206V195H204ZM209 194V195H208ZM128 195V197H126V196ZM151 195H153V197L151 196ZM156 195V196H155ZM195 196V197H197V198H193V197H191V196ZM87 196V197H86ZM120 196H121V198H120ZM159 198H161V199H164V200H161V199H157L158 197ZM173 196H175V197H173ZM178 196V197H177ZM210 196H213V197H210ZM246 196H248V197H246ZM130 197V198H129ZM155 197V198H154ZM162 197H164V198H162ZM203 197H206V198H204L205 199V201H204V199H203ZM208 197V198H207ZM210 197V198H209ZM117 200H116V199ZM152 198V199H151ZM154 198V199H153ZM178 198L180 199V201L181 202H177L178 201ZM191 198H193V199H197V202L198 203H194L195 201H193V199H191ZM213 198H215V199H213ZM95 199V200H94ZM156 199V200H155ZM177 199V200H176ZM189 199H191L192 201H193V204L194 205H196V206H194L193 204H192V206H194V207H192V208H194V212L192 213V211H191V208L189 207L190 205L189 204H191L192 203V201H191V203H189ZM210 199V200H209ZM212 199V200H211ZM83 200V199H82ZM88 200V201H87ZM150 201V202H148V201ZM152 200V201H151ZM160 200V201H159ZM187 200V201H186ZM213 200L214 201H216L215 203L213 202ZM113 201V202H112ZM114 201H115V203H114ZM156 202V203H154V202ZM176 201V202H175ZM211 201V202H210ZM89 202V203H88ZM129 202V203H128ZM143 202H144V204L146 203L147 205H149V206H147L146 204L144 205L143 204ZM165 202H167L166 204H165ZM187 202V203H186ZM207 203V202H209V203H207L206 204V206H207V208L209 207L211 210H209V208L207 209V212H206V210H205V208L206 207H204L203 206V209L205 210V212H204V214L206 215H208V216H205L203 213H202V211H203V209H202V211H201V207H202V204L201 203ZM220 202V201H219ZM85 203H88V204H85ZM112 203V204H111ZM149 203V204H148ZM152 203V204H151ZM159 203V204H158ZM173 203H175L176 205L177 204H181V207H180V205H177V207L179 206L180 208H178V210L176 211L175 209H177V207H175L176 205L175 204H173ZM212 205H211V204ZM94 205L96 204V203H93ZM156 204V206H157V208L155 209L156 211H154V209H151V208H153V206ZM158 204V205H157ZM215 204V205H214ZM245 204V205H244ZM256 204V203H255ZM93 205V208L95 209L96 208V205L94 206ZM119 205V206H118ZM153 205V206H152ZM160 205H165V210L163 211L162 210V208H161V210H160V208H159V206ZM199 205V206H198ZM201 205V206H200ZM215 207H214V206ZM218 205V206H217ZM220 205H221V203H220ZM242 205H244V206H242ZM264 205V204H263ZM263 205H261L260 207L258 206V209H256L255 211V217H256V215H257V213L259 212V210L261 209V207L263 206ZM132 206V207H131ZM144 206H145V208H144ZM185 206H187V209L185 208ZM88 207H90V209H92L91 208V206L89 205ZM131 207V208H130ZM151 207V208H150ZM175 207V208H174ZM214 207V209H212ZM216 207H218V208H216ZM244 209H243V208ZM141 208V209H140ZM197 208V209H196ZM89 209V210H90ZM143 209V210H142ZM158 209V210H157ZM163 209H164V206H163ZM182 210L181 211V213H179L180 212V210ZM189 209H190V211H189ZM216 209V210H215ZM106 210V211H105ZM144 211V212H142V211ZM185 210H187V212H188V214H185V213H187ZM197 210V211H196ZM198 210H200V211H198ZM208 210H209V213H211V214H209L208 213ZM243 210V211H242ZM99 211V210H98ZM153 211V212H152ZM160 211V213H158ZM161 211H163L162 213H163V215H162V213H161ZM196 211V212H195ZM212 211L214 212V214H212ZM231 211H235V210H231ZM151 212V213H150ZM172 212V213H173ZM198 212V213H197ZM246 212V213H245ZM116 213V214H115ZM149 213H150V217L149 216H147V215H149ZM155 213V214H154ZM157 213V214H156ZM176 213V214H175ZM192 213V214H191ZM231 213V212H230ZM92 214V213H91ZM196 214V215H195ZM242 214V215H241ZM165 215H167V216H165ZM177 215V216H176ZM185 216V217H182V216ZM209 215H211V216H209ZM241 215V216H240ZM153 216V217H152ZM178 216L180 217V218H178ZM186 216H189V218L188 217H186ZM192 216V217H191ZM213 216V218H211ZM245 216V217H244ZM102 219H101V218ZM148 217V218H147ZM164 217L166 218L165 220H164ZM209 217H210V220H209ZM230 217V216H229ZM232 217V219H234V220H232L231 218H229L228 220H230L231 219V221L230 222H234L235 221V219L236 218H233ZM255 217H254V220H255ZM95 218H97V219H95ZM175 218H172V219H174L175 220ZM182 218V219H181ZM186 218H187V220H186ZM197 218V217H196ZM197 218V219H198ZM208 218V219H207ZM172 219H170V220H172ZM185 219V220H184ZM197 219H195V220H197ZM206 219V220H205ZM213 219V220H212ZM147 220V221H146ZM164 220V221H163ZM174 220H172L173 222H175ZM189 220V221H188ZM198 220V221H199ZM167 221V222H166ZM176 221V222H177ZM182 221H184V223L182 222ZM191 221V222H190ZM213 221V222H212ZM150 222V223H149ZM175 222V223H176ZM179 222V223H180ZM227 222V221H226ZM230 222H228V224L230 223ZM232 222V223H233ZM178 223V222H177ZM179 223H178V225H179ZM183 223V224H182ZM185 224V225H184ZM199 224H196V226L197 225H199ZM226 224V223H225ZM150 225V226H149ZM220 225H222V224H220ZM195 226L193 225V228H194ZM198 228V229H197ZM196 228V230H198V231H200L201 229H202V225L200 226H198Z\"/></svg>",
	"mask_w": 264,
	"mask_h": 264
},
{
	"label": "crops",
	"instance_id": "crops-1",
	"mask_svg": "<svg viewBox=\"0 0 264 264\" xmlns=\"http://www.w3.org/2000/svg\"><path fill=\"white\" fill-rule=\"evenodd\" d=\"M191 1L242 6H253V4L264 2V0ZM82 195L83 193H80L79 189L75 188L72 183H64L56 179V177L52 176L49 172H45L43 170H32L30 171V173H18L11 180H9L0 192V225L3 226L2 228L4 230V233H7L6 235H9L12 238L13 242L9 236H7L8 239H5L7 237L4 238L1 236L2 234L0 235L1 240L4 238V241H0V264H156V262L157 264L160 262V264H165L163 262H166V264H171V262H174L175 264H178V262L179 264H201V262L202 264H264V205L257 213L254 223H252L250 227L249 224H247V221L241 220L240 217L236 218L235 223L222 224V226L225 225L223 228H221L222 226H218L219 230L218 228L216 229L213 227V229H211V227H209V231L216 230L215 232L213 231L212 233H209L212 234L211 237H213V233H219L217 237L219 238L220 236V238H222L224 236V238H222L221 240L226 243L223 239H226L225 237L228 236L227 238L230 239H227V241L230 243V246L229 243H227V248L231 247V243L233 242H235V244L237 245H235V247H238L235 248L232 246L231 248H234V251L229 248L230 250H232L230 251L231 253L225 248L220 249L222 248V245L220 247V240L217 238L218 243L216 242L215 245L217 246V248L219 247L220 251L225 250L226 252H218L219 249L213 246L217 249V251L216 249H214L213 252L215 254H212L210 253V249H213V247L211 248L210 246H206L207 244H203L206 240L204 237H206L207 235L209 236V234H206V236L203 237V235L205 234H202L204 233V231L202 232V229L199 231L201 232V236L198 235L196 237V241L194 235L191 236L193 237V239H191L190 237V235L193 234L191 233L193 229L191 230V232L189 231V234L188 229L190 230V227L188 226V228L186 226L187 231L186 228H183V231L185 230L189 235L187 237L186 234L185 238L183 237V239L182 235L180 234L185 235V233L181 231L178 224L176 225L175 229L178 228L179 230H174L173 228H171L172 224L175 225L176 223L172 221L171 224L170 221V224L166 223V226H169L171 229H173L175 234L172 233L173 231H170V233H172L170 234L169 230L166 233L170 234L173 237L175 235L177 236V233L181 231V233H179L180 238L178 236V238H176L175 236L176 239L174 238L175 241L172 242V240L174 239H170L171 236L168 237L165 235L166 233L164 230L165 228L167 229V227H165V225L163 227L161 221L160 225V222H158L156 216L153 221V229L146 228L145 226L140 225H128L118 220H93L89 213H87V211H84L85 207L83 206L82 200H80L82 199ZM80 204H82L83 206L82 209ZM159 208H161V206ZM86 209H88L89 211L90 208L86 207ZM84 214H87V216H85ZM237 222L238 224L240 222V224L238 225ZM186 225L189 224L187 223ZM232 225L233 227H231ZM237 225L240 227H237ZM182 227L183 226H181V228ZM204 227L206 229L205 224ZM159 228H162L163 230H160ZM205 229L203 228V230ZM222 229H224V234H222ZM225 229L227 232L225 231ZM233 230L235 233H233ZM226 233H228V235L225 236ZM233 235H235L236 238H234L235 236ZM237 236H239L238 240H236ZM209 237L206 238L210 240L211 238ZM186 238H188L189 240L187 239V241H185ZM178 240L179 242H181L179 243ZM190 240H194V242L198 243L196 244L193 242L194 244H196L193 245ZM212 240L213 239H211V241ZM6 241L10 242V244L13 243L11 244L14 245L13 250L19 247V249L16 250H19L20 253L16 250L15 252L11 251L12 246L10 245V247L8 245L9 243H7ZM168 241H170V243H168ZM182 241L183 243L185 242L186 245H188L189 243L190 246H184L185 243L183 244ZM222 241H220V243ZM236 241L239 243H237ZM1 242H6L7 245H5L7 247H10L9 249L7 248L8 251L6 253L1 252L7 250L4 243H2L4 246L2 247ZM176 242L183 245L176 244ZM16 243H20L21 246H19L20 244L15 246ZM173 243H175L176 245ZM191 244L195 247H192ZM238 244L240 245L238 246ZM29 248L33 249L32 252L35 248H38L40 250L37 249L36 251L35 249L36 256L34 252L32 256L31 250H29V252L27 251ZM44 248L47 249L44 250ZM195 248L197 249L196 251L194 250ZM23 249H25L24 251L26 252V255L25 252L23 253ZM191 249L193 251H191ZM207 249L209 251H206ZM194 252H196V254H194ZM22 253L23 255L21 256ZM177 253H180L179 256H181L182 258L179 257ZM200 253L204 258L200 256ZM217 253L221 256H217ZM227 253L230 255L228 256ZM187 254L189 257H187ZM25 256H27V258ZM29 256L32 259H30ZM176 256L177 259L180 258L181 260H177L175 258ZM233 256L235 259L233 258ZM212 257L214 260L212 259ZM166 258H168L167 260L169 262L165 260ZM240 259L242 261H240ZM206 260L210 262L208 263V261Z\"/></svg>",
	"mask_w": 264,
	"mask_h": 264
},
{
	"label": "water",
	"instance_id": "water-1",
	"mask_svg": "<svg viewBox=\"0 0 264 264\" xmlns=\"http://www.w3.org/2000/svg\"><path fill=\"white\" fill-rule=\"evenodd\" d=\"M145 12L153 21L163 27L190 35H202L219 38H251L264 40V31L245 28L213 27L220 21L252 20L264 30V8L254 6L212 4L191 0H171L191 5L180 14L165 16L148 0H118Z\"/></svg>",
	"mask_w": 264,
	"mask_h": 264
}]
</instances>
